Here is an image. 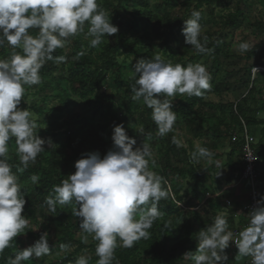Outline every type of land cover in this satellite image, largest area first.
I'll return each instance as SVG.
<instances>
[{
    "label": "clouds",
    "instance_id": "1",
    "mask_svg": "<svg viewBox=\"0 0 264 264\" xmlns=\"http://www.w3.org/2000/svg\"><path fill=\"white\" fill-rule=\"evenodd\" d=\"M201 19V12L193 10L181 32L185 44L196 53L210 54L212 49L206 46L207 37L202 38ZM86 24V36L90 37L93 48L105 36L119 31L98 0H0V47L7 45L12 50L9 58L0 59V254L24 233L29 223L22 216L26 200L19 178L8 162V142L15 138L22 165L17 169L20 172L36 163L38 155L45 152V143L52 146L50 139L46 142L36 134L38 125L30 119V111L18 107L25 95V86L42 83L40 70L47 61L66 60L65 56H53V53L65 48L70 43L69 37L85 33ZM30 29H38V34L31 35ZM249 47L247 42H242L238 51L244 54ZM82 54H77V58ZM130 76L135 80L132 99H143L152 110L151 117L160 137L172 132L176 123L177 115L170 98L178 94L202 97L211 87V74L206 65L196 63L185 67L165 62L159 55L138 60ZM139 132H144L142 125ZM111 139L112 148L105 155L82 154L74 164V174L54 185L55 195L50 194L44 200L51 212L56 211L58 204L74 202L72 211L79 220L82 241L88 243L91 236L98 242L96 264H113L117 247L131 248L137 241L148 239V230L164 215L159 210V202L167 199L170 191L162 187L167 181L149 168L150 161L154 163L151 145L143 143L135 147L136 139L127 135L123 124L114 127ZM172 143L177 148L183 146L175 136ZM213 155L209 148L198 146L192 159L211 164ZM30 179L35 184L39 177L32 175ZM149 204L150 207H141ZM248 216V226L236 234L223 215H216L198 233L195 253L187 252L184 257L191 258L194 264H227L225 250L233 242L238 248L237 256H250L251 264H264V197ZM49 253V235L44 232L31 246L17 249L7 264H24ZM89 259L82 255L75 264H88Z\"/></svg>",
    "mask_w": 264,
    "mask_h": 264
},
{
    "label": "trees",
    "instance_id": "2",
    "mask_svg": "<svg viewBox=\"0 0 264 264\" xmlns=\"http://www.w3.org/2000/svg\"><path fill=\"white\" fill-rule=\"evenodd\" d=\"M234 1V11L222 22L221 26L223 28L235 30L249 17L251 0ZM256 1L264 8V0ZM98 3L105 11L112 10L116 15L123 5L140 8L141 11L137 13L139 19L132 22H120L115 43H101L93 48L89 42H84L80 37H75L71 41L70 52L68 54H64L59 48L53 53V56H65L66 60L61 63L47 61L45 66L40 70V75L42 80L47 79L51 88L57 92V95L53 97L58 99V107H52L44 114L40 107H28L24 101H21V104L18 106L21 110L28 109L36 115H44V127L42 129H35L36 134L41 139L55 141L57 137H63L64 142L58 146V156L38 155V162L34 165L30 164L23 172L17 171L22 165L16 151L15 138L10 139L8 142V162L13 166V171L19 177V182L31 181L30 177L32 175H37L39 180L28 192L22 191L26 200L22 216L28 218V227L24 230V233L15 238V241L12 242L9 248H6L0 254V264H7L8 259L15 256L17 249L22 250V236L31 244H34L42 233L50 230V227L54 229V244L59 247L63 245H75L76 251L83 249L82 242L75 239L72 234L74 230L79 228L75 221L78 218L73 215L72 211L74 202L64 205L62 209L56 208L55 212H51L47 205L44 204V200L50 194L55 195L52 192L54 185H59L62 180L74 174V164L81 158L82 154L99 152L103 156L112 148L113 142L112 139L103 138L92 127L90 122L71 115V107L76 104V100L71 99V97L86 100L100 90L105 89L108 86L109 73L119 68L120 65L117 63V59L121 58L125 53L134 55L137 60L152 58V53L148 49L145 37H136L137 33L142 31L137 22L143 23L144 26L149 25L151 22H156L158 26L167 31L166 42H172L176 41L173 31H176L177 34L182 33L184 21L191 18L173 19L163 26L159 22V17L149 9L148 0H98ZM215 4H218L217 0H197L194 10L201 12L202 19L200 23L202 27L215 22V17L211 11ZM203 6L209 8L207 13L201 10ZM86 26L88 27L87 24ZM210 48L212 52L209 58L213 69L217 70L219 48L216 43H213ZM79 53L83 54L77 58V54ZM8 56H10L9 52L0 47V59H6ZM259 59L260 57H257V60ZM179 64L186 67L188 64H191V61ZM249 70L248 68V74ZM255 75L256 78L252 80L250 86L246 85V94L234 104L214 105L203 102L202 97H189L186 94H178L174 97L176 102L173 104V111L177 115L175 124L184 126L192 138L203 139L207 142L208 145L203 143L202 146L209 148L214 154L213 157L216 156L214 153L217 146L216 141L220 137L226 136L230 140L236 139V142L242 149L243 141L241 135L243 129L250 135L251 129L259 126L262 127L259 131L257 146H252L254 155L256 156L255 168L258 173L254 185L256 189L260 190L264 188V175L258 172V165L264 159V149H259L260 142L264 141V120L258 121L257 115L264 110V107L261 91L257 86L258 80L262 75L264 76V73L258 72ZM214 79L215 74H211V85L214 84ZM114 84L118 89H124L125 104L127 107L133 109L135 107V100L132 99L131 88L135 84V80L131 78L121 83L118 76H115ZM223 88L224 86L215 85V90L219 93L223 91ZM95 101L99 104L97 112L102 115L105 114L110 117V114L117 109L110 95L95 96ZM140 101L144 108L138 120V126H143V133L139 132V128L134 129V127L127 125L126 119L116 122L114 125L123 124L127 135L136 139V146L140 147L143 143L153 144L155 141H158L159 163L155 159H152L154 163L150 161L149 168L157 175L163 177L164 180L169 181L168 172H172L176 178H184L189 173L195 175L192 170L188 172L183 168H171L169 165L171 159H177L180 154H185V151L181 147L177 148L172 143L173 133H168L163 137L157 135L156 125L151 117L152 110L143 103V99ZM113 119L112 121H114ZM187 144L190 147L189 141ZM11 145L15 147L14 151L10 149ZM230 156V154L227 156L229 165H231ZM242 170L243 166L234 177L235 181L240 179ZM164 171H167V173H164ZM162 187L167 189L166 185L162 184ZM173 190L177 191L178 188L174 189L173 187ZM192 193L194 195L193 191ZM257 197L258 200L262 197L260 192L257 194ZM197 205L198 202L196 201L190 207L194 208ZM141 207H150V204ZM158 207L164 215L157 219L148 230L150 232L149 238L137 241L131 248L117 247L114 253L115 259L113 264H180L183 258H185L183 256L185 250L195 253L198 245L197 235L201 230L206 229L204 226L206 224L199 219L197 213L191 210L180 215L177 219H173V222L168 224L167 215L176 212V203L171 197L170 192L167 199L160 200ZM46 211L51 212L53 218L49 219L45 217ZM38 215L43 220H46L47 223L40 224L39 231L34 233L31 226L38 224ZM214 217L215 215H212V222ZM180 219L182 220L181 224H179ZM176 225L181 226L176 227ZM175 227L178 230L184 231V240H180V235L177 233ZM97 243L95 241V244L91 245L94 252ZM49 246L51 248L52 245ZM97 260L98 257H95L93 261ZM227 264H231L229 259Z\"/></svg>",
    "mask_w": 264,
    "mask_h": 264
},
{
    "label": "rangeland",
    "instance_id": "3",
    "mask_svg": "<svg viewBox=\"0 0 264 264\" xmlns=\"http://www.w3.org/2000/svg\"><path fill=\"white\" fill-rule=\"evenodd\" d=\"M197 0H148L149 9L159 17V22L163 26L167 25L169 21L173 19H181L184 17H191V12ZM218 4H215L211 11L215 17V22L202 27V38L207 37L206 46L210 48L213 43H216L219 48L218 52V66L217 70L213 69L212 62L209 58L208 53L198 54L194 49H191L190 45L185 44V37L182 33L177 34L173 31L176 41L166 42L167 31L162 27L158 26L156 22H151L149 25L144 26L143 23L137 22V25L142 29L138 32L136 37H145L148 49L152 53V58L159 55L165 62H171L172 64L189 63L191 64L201 63L206 65L207 70L210 74H215L214 84L211 85L210 89L205 90V94L202 96V101L205 103L217 104H234L246 94V85L250 86L252 80L256 78V73H264V8L261 7L256 0H251V11L249 17L243 21V24L235 29L223 28L222 22L224 19L234 11V0H217ZM209 8L203 6L202 11L206 13ZM140 8H134L131 6L123 5L117 12V15L112 11L108 10L110 19L113 25L119 27L120 22L124 21H136L139 19L137 13L140 12ZM30 34L35 36L38 34V29H30ZM87 26H85V33H79L76 36L69 37V44L65 48L61 49L64 54L70 52L71 41L75 37H80L84 42H89L90 37L86 36ZM116 35L102 39L103 44L115 43ZM242 42H247L250 47L249 50L241 54L238 51V46ZM170 49H168V48ZM8 51L11 55V49L5 45L2 47ZM17 51H22L17 49ZM10 56L6 57L9 58ZM257 57H260L257 60ZM151 58V59H152ZM138 60L134 55L125 53L121 58L117 59L119 68L110 72L108 75V86L105 89L100 90L95 95L88 97L86 100H81L75 97L71 99L76 100V104L71 107L72 116L80 117L90 122L92 127L97 132L111 139L113 135V129L116 122H120L126 119L127 125L138 129V120L141 117L143 105L141 101L135 100V107L129 108L125 104L124 89H118L114 84V77L118 76L121 83L131 79L130 71L133 65ZM249 70V74L247 69ZM256 68L258 71L254 70ZM217 72V73H216ZM258 88L261 91V97L264 107V76L258 80ZM215 85L224 86L222 92L215 90ZM25 95L22 101L26 103L28 107H40L44 114L49 111L52 107H58V99L53 97L57 95V92L51 88L47 79H43L42 83L34 86H25ZM106 96L110 95L113 98L117 109L114 110L110 117L109 115H102L97 112L98 103L95 101V96ZM173 100V104L176 100ZM30 119L35 121L38 125L37 128H43L45 124L44 115H36L33 111H30ZM258 121L264 120V110L257 115ZM114 122V123H112ZM262 127H256L251 129V137L254 139V146H257L259 141V131ZM176 138L182 141L183 146L181 149L185 151V154H180L177 159H171V168H183L186 171H193L195 175H191L184 178H176L172 172H168L169 181H167L166 187L170 191L171 197L176 203V212L167 215V223L171 224L173 219H177L180 215L187 213L188 211H194L197 213L199 219L209 226L212 222V215H223L231 231L239 229L242 231L248 226L250 218L248 216L247 207H249L250 200V186L249 183L244 179L234 180L238 171L242 169V156L241 147L236 142V139L230 140L226 136L220 137L216 142L217 146L215 149V157L212 158V163L209 164L205 160L201 159L199 162L192 159V153L197 150L198 146L202 144L208 145L203 139L192 138L188 130L182 125L174 124L172 132ZM46 142L48 140H45ZM190 142V147L188 146ZM64 138L57 137L55 141H52V146L47 143L44 145L45 152L39 155L58 156V146L63 144ZM151 145L153 157L159 163L158 155V141H155ZM135 147H139L136 146ZM12 151L15 150L13 145L10 146ZM259 149H264V141L260 142ZM231 155V165L227 162V156ZM38 157L36 162H38ZM161 166V163H160ZM15 172V171H14ZM258 172L264 175V159L258 165ZM16 173V172H15ZM167 173V171H164ZM202 174V175H200ZM200 175V176H199ZM19 178V177H18ZM21 191L28 192L33 188L34 183L30 180L19 182ZM174 189L178 188L177 191ZM264 190V188H262ZM194 192V195L192 193ZM196 197V198H195ZM264 197V196H263ZM198 205L194 208L190 206L195 202ZM189 203L191 204L189 206ZM64 206L57 205L56 208L62 209ZM139 214L137 215L138 218ZM45 217L53 218L51 212H45ZM79 226V220H75ZM181 219L179 224H181ZM37 225L31 226L34 233L39 231V225L47 223L39 215L37 216ZM52 226V225H51ZM181 226V225H178ZM176 225V227H178ZM177 233L180 235V240H184V231L178 230ZM196 227V225H195ZM49 235L50 253L46 256H42L38 259H31L24 263L30 264H75L78 257L85 255L90 257L88 264H96V254L93 251L95 240L91 236L88 237V243L82 241V233L80 228L73 231L75 239L80 240L83 245V249L76 251V246H68L67 248L59 247L55 243L54 229L50 227L47 232ZM22 250L31 246L32 244L21 237ZM198 246V245H197ZM197 248V247H196ZM188 251H184L183 254ZM225 254L228 256L231 264H251V257H241L238 255V248L236 246L227 248ZM184 256V255H183ZM180 264H194L190 258H183Z\"/></svg>",
    "mask_w": 264,
    "mask_h": 264
},
{
    "label": "built area",
    "instance_id": "4",
    "mask_svg": "<svg viewBox=\"0 0 264 264\" xmlns=\"http://www.w3.org/2000/svg\"><path fill=\"white\" fill-rule=\"evenodd\" d=\"M242 164H243V170L241 174V179H245L250 186V200H249V207H247L248 215L249 213L257 206L258 197L257 194L260 192V195L264 196V190L263 189H256L255 188V181L258 177L257 170L255 168L256 164V156L254 155V150L252 146L254 145L253 141L254 139L249 135L245 129H243L242 132ZM250 218V217H249ZM234 233L238 234L240 231L239 229L233 230ZM230 246L234 247L236 246L233 242H230Z\"/></svg>",
    "mask_w": 264,
    "mask_h": 264
}]
</instances>
